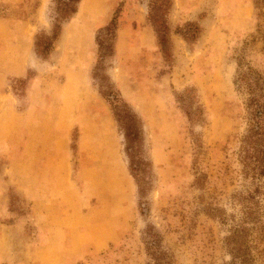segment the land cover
<instances>
[{
    "label": "rangeland",
    "instance_id": "1",
    "mask_svg": "<svg viewBox=\"0 0 264 264\" xmlns=\"http://www.w3.org/2000/svg\"><path fill=\"white\" fill-rule=\"evenodd\" d=\"M13 1L0 2V15L28 19L34 42L29 69L22 76L32 77L28 84L23 85L20 77L7 80L23 122L21 137L32 135L39 144L54 143L59 150L69 151L58 168L60 178L70 181V189L59 199L64 201L62 206L55 202L46 213L44 207L37 212L33 200L15 184L8 186V209H0V264H151V233L160 238L163 264H230L226 243L230 224L213 213H238L233 194L243 189L239 140L247 131L248 113L237 77L243 49L253 65L261 57L262 42L252 41L257 23L264 24V18L257 16L256 0H172L166 14L172 30V59L163 53L149 20L156 0H91L95 11L104 12L93 28L92 44L84 39V53H78L83 42L67 47L64 41L73 30L81 33L82 24L98 14L84 2L80 12L64 23L63 36L48 59L37 54L35 40L38 32H51L56 0ZM118 8L115 55L106 57L95 72L97 35L107 38L105 28ZM189 21L201 27L194 44L176 32ZM146 25L152 46L127 54L139 42L137 29ZM65 52L70 55L62 60ZM78 54L88 65L83 72L75 69L81 67ZM102 75L120 89L141 120L149 165L138 178L129 168L122 129L99 92ZM190 85L197 86L206 110L204 121L195 125L187 121L175 99L177 91ZM29 94L37 106L22 116ZM99 125L106 128L113 166L125 189V199L117 207L107 206L82 177L85 170L96 167L88 145L95 140L92 126ZM192 131L204 145L199 159ZM11 158L7 152L0 153V187L5 185ZM71 227L76 231L70 232ZM107 231L113 233L111 240L91 245L89 239H104L101 235ZM71 234L87 243L76 259L58 255L56 246L67 242ZM251 236L254 264H264V225L253 229Z\"/></svg>",
    "mask_w": 264,
    "mask_h": 264
},
{
    "label": "trees",
    "instance_id": "2",
    "mask_svg": "<svg viewBox=\"0 0 264 264\" xmlns=\"http://www.w3.org/2000/svg\"><path fill=\"white\" fill-rule=\"evenodd\" d=\"M82 0H56V17L50 33L45 31L36 34L35 49L39 56L48 59L53 53L56 42L63 33L64 23L68 22L78 11ZM155 5V6H154ZM172 5V0H156L151 8L149 20L157 34L158 43L165 56L172 59L171 28L167 22L166 14ZM257 16L264 18V0H256ZM118 8L109 24L106 26V39L97 35L99 52L97 55L96 72L108 56L115 55V44L119 37V12ZM184 39L194 44L199 38L201 27L195 21H189L176 30ZM256 32L252 41H261V57L258 64H251L247 59L246 49L241 51L239 58V73L237 84L240 93L246 95L247 131L239 140L240 174L244 180L243 189L233 194L238 213L227 214L215 211L214 216H219L225 224L229 223V233L226 243L232 255L230 264H254L255 255L251 233L253 229L264 225V24L257 23ZM94 73V72H93ZM96 75V73H94ZM93 75V77H94ZM99 83V92L109 103L115 119L122 129L125 139V153L129 159V168L135 177L144 173L149 165V159L144 150V133L141 120L136 111L123 98L119 88L107 81V76L102 75ZM32 77H20L18 80L27 85ZM105 78V79H104ZM175 99L182 109L187 121L195 125L204 121L206 110L201 101L197 86L190 85L175 93ZM193 145L196 159L204 153V145L200 135L193 132ZM140 174V176L142 175ZM239 214V216H237ZM151 233V232H149ZM150 236L149 254L151 264H163L164 259L160 248V238L155 233Z\"/></svg>",
    "mask_w": 264,
    "mask_h": 264
},
{
    "label": "crops",
    "instance_id": "3",
    "mask_svg": "<svg viewBox=\"0 0 264 264\" xmlns=\"http://www.w3.org/2000/svg\"><path fill=\"white\" fill-rule=\"evenodd\" d=\"M12 1L0 0V2ZM84 2L86 3V7L90 6L92 13L98 14L93 16L95 18L92 20H87L82 24L84 30H81V33L73 30L72 36L66 37L64 42L67 47L76 41L83 42L81 44L83 48L78 53H84V45L87 42L84 39H87L89 44H92V38L94 37L93 28L98 22L100 23L101 15L104 12L102 9L95 11L97 9L94 8V5H90L91 0H82L80 5L82 6ZM81 6L79 7V12ZM30 26L31 22L26 18L14 17L11 14L0 15V153L7 152L12 157L7 174H5L6 179L3 180L5 185L1 184L0 187V209L2 212L4 209H8L9 198L7 197V191L8 186L11 184H15L28 199L33 200V207L37 212L44 207L46 213H48L47 208L53 207L55 202L62 206L64 201L62 200L61 202L59 199L61 196L64 199L70 189V181L66 177L65 179L60 178L59 174L61 172L58 168L69 156V151L66 148L64 149L65 151L59 150L58 147H55L56 144L54 143L39 144L34 138H31L32 135L22 139L21 126L23 122L20 120L22 118L18 110L17 99L12 95L9 83L7 82L9 76L22 77L27 74L30 55L34 46ZM71 26L74 27L75 25ZM120 30L122 36V28ZM137 31L140 36L139 42L137 45L131 46L127 54H136V50L152 46L153 39L149 27L146 25L143 28L137 29ZM70 32L71 30H69L68 34ZM76 35H78V40L75 38ZM64 54L65 56L62 60L68 58L70 55L69 52H65ZM80 55L78 54V56ZM79 58L82 60L79 62L81 67H76L75 69L78 72H83L88 65L82 55ZM68 74H71L70 69L67 71V76L69 77ZM36 82L31 83L32 87L34 84L36 85ZM29 98V106L22 112V116L30 113L37 106L31 94H29ZM92 128L95 140L91 141L88 146L93 159L97 163L95 164V168L85 170L82 177L89 180L94 190H96L107 206L117 207L125 199V189L123 188L117 168L113 166L114 163L109 151L110 145L104 137L106 128L103 125H99L97 128L96 126H92ZM38 151H45V154L42 152L38 153ZM56 166L57 168H55ZM117 180L120 182V186ZM42 183L43 185H41ZM73 191L75 192L76 189L73 188ZM114 218H116L115 215ZM10 226L7 224V228ZM76 229L75 227H71L68 230L71 232L76 231ZM71 236L67 242L61 241L56 246L58 248V255L76 259L85 252L87 243L80 241L77 238V234H71ZM103 236L104 239L100 237L89 239V241H92L91 245L96 247L106 239L111 240L113 233L107 231L106 235L104 233L101 235V237Z\"/></svg>",
    "mask_w": 264,
    "mask_h": 264
}]
</instances>
